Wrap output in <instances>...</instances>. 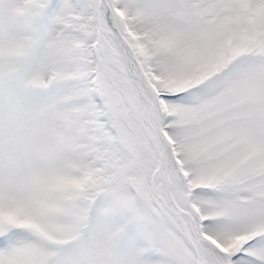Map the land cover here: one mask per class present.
<instances>
[{
    "label": "snow or ice",
    "instance_id": "obj_1",
    "mask_svg": "<svg viewBox=\"0 0 264 264\" xmlns=\"http://www.w3.org/2000/svg\"><path fill=\"white\" fill-rule=\"evenodd\" d=\"M0 264H264V0H0Z\"/></svg>",
    "mask_w": 264,
    "mask_h": 264
}]
</instances>
